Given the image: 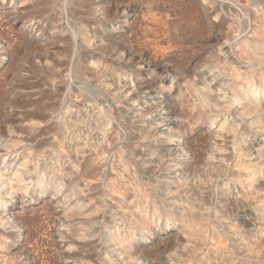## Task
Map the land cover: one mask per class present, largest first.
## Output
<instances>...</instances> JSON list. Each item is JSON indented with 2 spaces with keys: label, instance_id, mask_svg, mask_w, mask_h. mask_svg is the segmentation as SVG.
Masks as SVG:
<instances>
[{
  "label": "rangeland",
  "instance_id": "rangeland-1",
  "mask_svg": "<svg viewBox=\"0 0 264 264\" xmlns=\"http://www.w3.org/2000/svg\"><path fill=\"white\" fill-rule=\"evenodd\" d=\"M0 264H264V0H0Z\"/></svg>",
  "mask_w": 264,
  "mask_h": 264
},
{
  "label": "bare ground",
  "instance_id": "bare-ground-1",
  "mask_svg": "<svg viewBox=\"0 0 264 264\" xmlns=\"http://www.w3.org/2000/svg\"><path fill=\"white\" fill-rule=\"evenodd\" d=\"M10 4V3H9ZM219 13V12H218ZM65 17V16H64ZM263 19V18H262ZM248 25V24H247ZM149 37V36H148ZM155 39V38H154ZM260 39V38H259ZM87 47V46H86ZM127 52V51H126ZM233 52V51H232ZM143 53V52H142ZM131 60V59H130ZM44 61V60H43ZM148 61V60H147ZM238 78V77H237ZM158 79V78H157ZM249 99V98H248ZM214 133V132H213ZM215 135V134H214ZM213 135V136H214ZM216 138V137H215ZM13 169V168H12ZM39 192V191H38ZM20 229V228H19ZM18 233H20V232H18ZM20 237V236H19ZM71 246V245H70Z\"/></svg>",
  "mask_w": 264,
  "mask_h": 264
}]
</instances>
